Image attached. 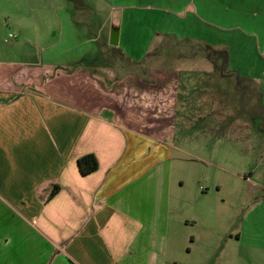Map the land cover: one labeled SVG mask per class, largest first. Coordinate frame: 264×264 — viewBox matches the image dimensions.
<instances>
[{
	"label": "crops",
	"instance_id": "1",
	"mask_svg": "<svg viewBox=\"0 0 264 264\" xmlns=\"http://www.w3.org/2000/svg\"><path fill=\"white\" fill-rule=\"evenodd\" d=\"M123 1L119 27L107 37L123 56L138 58L156 37L191 41L200 30L217 45L203 36L199 42L217 46L232 71L264 79V0ZM6 5V20L33 22L28 0ZM61 38L38 44L49 49L34 63V41L11 45L21 49L19 61L0 37V264H177L170 224L187 195L181 181L174 190L163 135L143 127V114L128 112L145 102V93L130 86L141 78L126 72L117 81L124 89L115 92L110 78L117 72L109 67H96L104 81L92 69L70 71L84 55L63 59L64 51L52 50ZM150 74L156 83L168 78ZM105 109L112 110L107 118ZM85 154L98 167L82 175L77 159ZM54 184L58 191L48 198ZM235 236V259L226 264H264V194L243 214Z\"/></svg>",
	"mask_w": 264,
	"mask_h": 264
},
{
	"label": "rangeland",
	"instance_id": "2",
	"mask_svg": "<svg viewBox=\"0 0 264 264\" xmlns=\"http://www.w3.org/2000/svg\"><path fill=\"white\" fill-rule=\"evenodd\" d=\"M10 1L1 2L0 37L4 50H12L19 61L23 58L16 51L21 53V49L11 46L16 41H34L37 58L32 60L38 63L41 52L47 54L49 49L38 44L54 43L62 34L52 50L64 51L63 59L84 55L78 64L68 66L70 71L92 69L104 81L96 67H109L117 72L110 78L115 92L124 89L117 83L121 75L136 72L142 81L132 79L130 86L145 93L141 97L145 102L132 104L128 112L143 114V127L158 129L163 135L161 142L171 156L172 185L176 190L181 181L179 191L187 195L186 207L180 204L177 220L170 224L175 261H233L242 216L264 194V79H248L244 73L232 71L229 58L220 56L217 46L213 50L199 42L206 34L200 30L191 34V41L156 37L160 40H153L138 58L123 56L107 42L110 30L119 27L123 0H28L36 15L32 23L20 24L5 18L6 2ZM139 27L146 29V25ZM42 32L47 34L43 38ZM206 39L217 45L215 38ZM152 70L162 71L168 78L157 84L151 78ZM35 86L39 87L37 79ZM157 91L164 93L163 99ZM63 93L71 94L69 89ZM111 112L105 109V118Z\"/></svg>",
	"mask_w": 264,
	"mask_h": 264
},
{
	"label": "trees",
	"instance_id": "3",
	"mask_svg": "<svg viewBox=\"0 0 264 264\" xmlns=\"http://www.w3.org/2000/svg\"><path fill=\"white\" fill-rule=\"evenodd\" d=\"M77 166L79 172L82 175H86L95 171L98 167V163L96 157L93 154H85L77 159ZM58 188L59 186L54 184L48 194V198H51L58 191Z\"/></svg>",
	"mask_w": 264,
	"mask_h": 264
}]
</instances>
